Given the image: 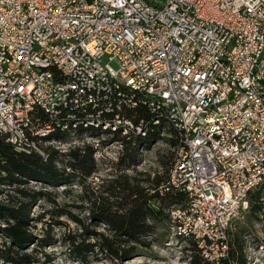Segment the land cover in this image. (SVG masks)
I'll return each instance as SVG.
<instances>
[{
    "label": "built area",
    "instance_id": "1",
    "mask_svg": "<svg viewBox=\"0 0 264 264\" xmlns=\"http://www.w3.org/2000/svg\"><path fill=\"white\" fill-rule=\"evenodd\" d=\"M138 108L148 121L125 115ZM160 127L176 145L158 189L186 199L167 210L172 236L217 263L264 181V0H0V140L14 152L45 161L57 132Z\"/></svg>",
    "mask_w": 264,
    "mask_h": 264
},
{
    "label": "trees",
    "instance_id": "2",
    "mask_svg": "<svg viewBox=\"0 0 264 264\" xmlns=\"http://www.w3.org/2000/svg\"><path fill=\"white\" fill-rule=\"evenodd\" d=\"M125 115L133 120L150 119V114L143 108L125 111ZM161 128L150 133L147 138L136 136L126 138L117 133L91 129L87 133L92 138L105 136L110 142L120 143L123 153L118 158L117 166H123L128 170L132 166L130 162L135 163L138 149L151 142L165 141L171 148L175 147V132L171 129L166 130L171 138L162 139L159 136ZM81 136L82 132L77 131L75 137L81 139ZM70 137L67 133L57 132L48 140L64 142ZM44 150L47 155L45 161L37 154H17L10 145L0 140V239L2 240L0 258L8 264L38 263L35 255L32 254L35 251L26 252V250L36 240L30 232V228L34 227L32 223L42 222L44 218L43 214L37 218L31 217L32 209L39 201L53 206L50 211L46 210V213L56 224H62L58 219L66 217L80 225L82 229L80 234L64 236L63 240L69 247L70 256L81 262L87 258L89 252L94 251V247L108 259L114 260H122L145 252L150 249L153 241L148 240L154 234L152 223L166 221L170 227L168 208L171 205L183 206L186 202L183 194L159 191L158 188L164 184L167 176L164 181L160 177L155 178L152 181L153 188L149 189L132 183L136 181L135 178L124 174L112 180L103 195L92 198L84 185L96 169L93 158L94 147L84 144L63 155L58 154L51 147L46 146ZM173 162L174 153L170 168ZM72 183L84 188L82 201L91 206L93 223L95 222L96 226H99V223L105 226V234H94L88 230L69 210L72 206L56 208L55 197H52V192L48 188L70 186ZM63 193L66 194L67 190L64 189ZM248 211L256 220L264 221V181L249 194ZM230 232L231 230L229 237ZM89 235L96 236L97 244L87 242ZM176 240L187 242L188 247L185 251L189 253L190 264H248L243 253L242 241L233 236L229 242L226 258L218 260L217 263L204 260L191 241L179 237ZM44 243L45 240L39 239L36 245L43 248Z\"/></svg>",
    "mask_w": 264,
    "mask_h": 264
},
{
    "label": "rangeland",
    "instance_id": "3",
    "mask_svg": "<svg viewBox=\"0 0 264 264\" xmlns=\"http://www.w3.org/2000/svg\"><path fill=\"white\" fill-rule=\"evenodd\" d=\"M95 142L100 145L101 150L95 162V172L86 180L84 185L92 198L103 195L110 182L121 174L135 178L136 181L132 183L149 189L153 188L154 183L152 181L155 178L160 177L163 181L166 179L172 163L173 149L165 141L151 142L138 149L134 159L135 163L130 162L132 166L128 170H125L123 166H117L118 158L123 150L105 136L81 137V139L70 137L64 142L47 145V147H51L58 154L63 155L75 147H81L84 144L94 145ZM59 166L61 167V165ZM84 188L77 183H72L70 186L49 187L48 190L52 192V197H55L56 208L72 206L69 207V210L81 220L88 230L94 234H105V226L101 223L96 226L95 222L93 223L90 212L91 206L82 201ZM64 189L67 190L66 194L63 193ZM52 208V205L39 201L32 209V218L44 215L42 222L32 223L34 227L30 228V232L36 240L26 250V252L35 251L32 254L35 255L37 264H190L189 253L185 251L188 247L187 242L176 240L172 236V231L166 221L152 223L154 234L148 240L153 241L150 249L145 252L122 260H114L108 259L105 254H101L94 247V251L89 252L84 261H77L70 256L69 247L64 243L63 237L80 234L82 229L80 225L66 217L58 219L62 224H56L46 213V210L50 211ZM90 224L92 225L90 226ZM232 236L242 241L243 253L248 264H264V221L256 220L250 211H247L234 220L231 226L230 240ZM39 239L46 241L43 248L36 245ZM87 242L97 244L96 236L89 235ZM1 243L2 240L0 239V250H2ZM0 264L8 263L0 258Z\"/></svg>",
    "mask_w": 264,
    "mask_h": 264
}]
</instances>
